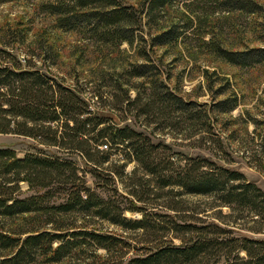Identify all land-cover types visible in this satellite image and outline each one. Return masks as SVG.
<instances>
[{
    "label": "trees",
    "instance_id": "obj_1",
    "mask_svg": "<svg viewBox=\"0 0 264 264\" xmlns=\"http://www.w3.org/2000/svg\"><path fill=\"white\" fill-rule=\"evenodd\" d=\"M125 1L42 0L41 6L56 14L58 26L72 30L83 23L88 27L90 38L104 44L116 47L125 41L133 46L138 37L134 51L144 62L131 64L119 71L123 79L118 81V87L122 89L125 86V97L120 100L131 103L142 100L139 86L133 98L129 94L134 88L131 78L139 77L143 79L140 86L144 87L143 90L148 89L145 92L148 99L141 102L143 112L148 113L155 103L166 104V108L177 105V108H186L188 112L189 103L173 93L159 77L160 69L148 62L154 46L178 41L180 31H176V27L179 23L173 22L160 32L149 31L148 43L142 33L143 26L148 24L149 29L152 26L150 20L157 17L160 9L171 6L172 0H137L128 4ZM226 2L232 7L229 9L246 10L249 14L264 12V6L255 0ZM192 4L190 0L186 5ZM192 21V17L187 16V23ZM203 43L222 59L239 66L264 60V46L233 51L213 37L203 39ZM225 102L223 99L216 104L221 105V110H228L235 104L226 106ZM189 114L191 118L198 116L190 111ZM0 133L29 136L37 144L53 146L58 152L80 154L95 178V184L103 191L114 174L125 173L124 163L120 164V171L110 169L111 155L124 152L127 162L134 161L130 175L141 170L138 184L149 182L152 190L153 187H176V194L210 196V206L215 207L213 213L216 217L200 224L169 222V227L147 221L144 214L140 219H127L124 210L142 211L143 207L129 198V205H121L110 195L105 196L87 186L74 160L44 153L41 147L23 156L11 147H0V249H12L7 254L0 253V264H27L39 255L46 260L57 261L83 242H95L105 248L109 256L104 264H264V238L233 234V228L264 232V191L247 179L244 172L200 154L187 155L182 159L183 163L174 162L167 144L152 140L147 133L128 124L120 126L104 113L95 112L80 89L41 70L31 59L20 58L13 46L2 40ZM22 181L38 191L20 196ZM136 188L133 185L127 192L141 200ZM57 192H61L63 198L50 201L51 195ZM223 206L228 208L227 212L222 211ZM75 210L89 212L132 229L143 228L145 232L159 234L162 228H173L178 232L175 236L179 242L165 241L159 234L147 239L151 245L144 246L138 254L128 257L123 253L113 255L114 251L123 250V245L127 244L122 237L87 229L59 231L64 228L60 217ZM20 214H26L21 219L31 224L37 222V216L44 215V224H52L53 230L43 229L38 223L21 229L12 227V223L4 225V219L15 220V216ZM198 214L195 210L185 216L195 220L201 218ZM68 235H73V239ZM54 241L58 243L53 245ZM212 254L215 255L213 259L209 257Z\"/></svg>",
    "mask_w": 264,
    "mask_h": 264
},
{
    "label": "rangeland",
    "instance_id": "obj_2",
    "mask_svg": "<svg viewBox=\"0 0 264 264\" xmlns=\"http://www.w3.org/2000/svg\"><path fill=\"white\" fill-rule=\"evenodd\" d=\"M189 1L172 0L171 6L160 9L157 17L150 20L152 26L149 29L148 24L143 26L142 33L148 43L149 31L160 32L173 22L179 23L176 27V31H180L178 41L154 46L148 62L160 69L159 77L173 93L189 103V111L198 115L196 118H191L186 108L180 109L177 105L166 108V104L155 103L148 113L143 112L141 102L148 99L145 93L148 89L143 90L144 87L140 86L143 79L139 77L131 78L134 88L129 94L133 98L139 86L142 100L138 103L120 100L125 97V86L122 89L118 87V81L123 79L119 71L131 64L144 62L134 51L138 37L133 46L124 41L114 47L90 38L88 27L83 23L72 30L58 26L56 14L44 10L42 0H0V40L13 46L20 58L31 59L41 70L80 89L95 112L104 113L120 126L128 124L147 133L152 140L167 144L174 162L183 163L182 159L187 155L208 156L244 172L247 179L264 191V60L239 66L222 59L203 43V39L213 37L223 47L233 51L263 47L264 12L249 14L246 10L229 9L232 7L226 0H192V5H186ZM255 1L264 6V0ZM129 2L136 3L137 0L125 1L126 4ZM205 11L208 13L203 14ZM187 16L192 17L193 21L187 23ZM143 19L147 20V17L143 15ZM141 44L146 45L144 42ZM223 99H226L224 105L235 103L234 106L221 110V105L216 103ZM6 146L15 149L19 156L41 147L44 153L74 160L87 186L105 196L110 195L121 205H129V198L143 207L142 211L124 210L127 219H140L144 214L147 221L165 227L170 226L169 222L200 224L216 219L213 213L215 207L210 206V196L176 194V187H153L152 190L149 182L138 184L141 170L130 175L134 161L127 162L124 152L111 155L110 169L120 171V164L124 163L125 173L114 174L103 191L95 184V178L80 154L58 152L53 146L37 144L29 136L0 133V147ZM133 185H136L141 200L127 192ZM36 191L37 188L31 189L26 182H20V196L35 194ZM62 198L63 194L57 192L49 200L59 201ZM195 210L201 218L187 219L185 215ZM222 211L227 212L228 208L223 206ZM26 216L17 215L15 220L6 218L4 225L12 223V227L21 229L38 223L43 229L53 230L52 224H44V215L37 216V222L33 224L21 219ZM60 218L63 219L64 228L59 231L87 229L122 237L127 244L123 245V250L114 251L113 255L123 253L124 257H128L138 254L144 250V246L151 245L147 239L159 234L163 235L165 241L179 242L175 236L178 232L173 228H162L159 234L145 232L143 228L132 229L77 210L67 212ZM233 229L234 235L264 238V232ZM67 237L73 239V235ZM57 243L54 241L53 245ZM10 251L12 249H0L1 254ZM107 256L109 253L105 248L97 246L95 242H83L57 261L46 260L39 255L27 264H104ZM209 257L213 259L215 255Z\"/></svg>",
    "mask_w": 264,
    "mask_h": 264
}]
</instances>
